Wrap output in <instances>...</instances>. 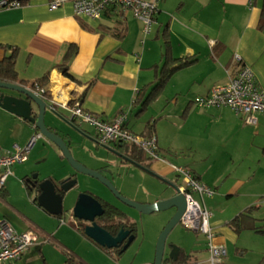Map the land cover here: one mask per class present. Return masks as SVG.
<instances>
[{
  "label": "crops",
  "instance_id": "obj_1",
  "mask_svg": "<svg viewBox=\"0 0 264 264\" xmlns=\"http://www.w3.org/2000/svg\"><path fill=\"white\" fill-rule=\"evenodd\" d=\"M48 1L29 0L21 8L0 11V61L14 52V70L18 78L15 84L32 89L34 82L47 77L42 86L44 100H47L48 108L53 102L54 110L64 116L70 117L59 104L70 105L76 101H80L87 112L107 122L129 110L126 127L136 134L154 136L160 158L150 160L144 154L116 143L100 146L94 129L84 124L89 131L75 120L92 138L78 137L94 159L98 157L95 154L98 151L100 167L98 161L86 163L76 154L75 159L92 171L101 173L106 168L109 175L116 176L112 177V184L120 194L142 204L174 195L168 184L179 188L184 183L173 166L184 168L210 190V195L195 193L198 200L194 198L211 213L212 229L225 241L224 264H259L264 256V239L259 234L264 232L245 226L237 230L234 220L239 218L243 224L250 225L242 216L248 213L254 220L253 225L264 231V217L258 215V208L264 202V115H256V125H253L246 122V116L237 115L229 108H199L194 105V100L228 83L237 66L234 57L239 58V66L250 67L257 86L264 91V0H160L149 34L143 33L142 22L129 10L117 5L93 21L75 16L70 3L49 11ZM118 34L122 36L118 37ZM167 48L168 67L178 61L185 64L175 67L163 78ZM63 63L67 64L74 80L59 73L58 67ZM156 86L157 91H154ZM168 86L172 88V94L165 93ZM37 89L32 90L37 93ZM151 94L153 97L141 111L142 101ZM156 101H161L163 107L172 106L170 117L182 119L180 126L189 124L190 130L180 135L169 133L167 140L160 139L157 136L160 128L166 132L168 126H179L164 121L170 118L166 111L165 115L158 112L147 117L151 113L150 106ZM138 107L140 110L136 111ZM50 118L47 114V125ZM159 122L163 124L160 127ZM36 133L33 125L0 108L1 154L13 152L15 146L25 147ZM49 146L53 149L48 156ZM183 146L187 150L182 155L172 154L180 153ZM120 150L134 152L133 159L119 164L115 157L116 164L107 166V161L113 160L114 152ZM25 162L40 167L44 173L49 172L50 165L51 175L40 177V180H63L81 175L72 170L60 151L44 138L35 141ZM124 183L127 185L123 190L119 187ZM22 184L28 194L24 181ZM31 205L45 213L34 198ZM16 213L20 216L18 211ZM45 214L59 220L62 216ZM150 216L164 217L162 230L171 213ZM23 221V230L14 228L19 233L34 230L40 236L49 237V233ZM179 225L181 229L177 225L168 239L169 245L180 248L175 263L207 261L205 237L198 233V238L192 241L185 233L191 230ZM47 226L44 225L49 228ZM252 245L261 249L258 252L260 259L253 251L251 253ZM70 257L72 261L75 259ZM78 264H82L81 261Z\"/></svg>",
  "mask_w": 264,
  "mask_h": 264
},
{
  "label": "built area",
  "instance_id": "obj_2",
  "mask_svg": "<svg viewBox=\"0 0 264 264\" xmlns=\"http://www.w3.org/2000/svg\"><path fill=\"white\" fill-rule=\"evenodd\" d=\"M160 0H49V11L56 10L66 3H70L73 14L90 20L99 19L111 6L118 5L129 10L132 15L142 22V31L149 34L157 13V3ZM26 3L23 0H0V11L21 8ZM237 64L235 71L230 75L228 83L216 87L205 97H197L194 105L199 108H229L237 115L246 116V122L256 125V115H264V91L259 89L253 71L248 66H239V58L234 57ZM234 63V62H233ZM38 96L45 98V90L37 89ZM47 101V100H45ZM53 108V102H50ZM71 117L91 126L96 133V141L100 146L116 143L128 146L144 154L150 160H159V149L154 136H145L131 132L127 127L129 110L120 113L113 121L107 122L87 112L76 101L70 105H61ZM54 109V108H53ZM42 138L39 133L34 134L23 148L14 147L13 152L0 153V189L11 175V168L15 164L24 163L35 141ZM183 180L184 185L179 187V194L185 199V210L180 223L206 239L208 260L191 264H224L226 257L225 241L218 236L210 224L211 213L194 198V194L210 195V190L196 181L192 174L182 167L173 166ZM62 222V221H61ZM63 223V222H62ZM49 242V237L40 236L37 231L28 230L19 233L7 220H0V264H6L20 259L28 249L39 239ZM75 264L79 263L74 259Z\"/></svg>",
  "mask_w": 264,
  "mask_h": 264
},
{
  "label": "rangeland",
  "instance_id": "obj_3",
  "mask_svg": "<svg viewBox=\"0 0 264 264\" xmlns=\"http://www.w3.org/2000/svg\"><path fill=\"white\" fill-rule=\"evenodd\" d=\"M172 88L168 86L166 88L165 93L166 94H172ZM173 97V95H171ZM162 101V100H161ZM161 101L157 102L151 107L149 112H151L147 117H150L151 115L158 114V112H163L165 115L171 113L169 111L173 110L172 106L167 105L166 107L161 106ZM163 102H166L163 100ZM164 108V109H163ZM140 110L139 107L136 111ZM166 111V113H164ZM134 119V118H133ZM166 122H171L173 124H176L179 127H173L168 126L166 132L163 131L161 128L157 134L160 139L167 140L169 137V133L171 136L173 135H180L183 133H186L190 130V125L186 124L185 126H180L182 123V119H174V116L170 118L164 119ZM135 123V122H134ZM133 124V123H132ZM85 128H87L84 124H82ZM135 125H137L135 123ZM162 122H159V127L162 126ZM167 126V125H166ZM89 131H91L89 128H87ZM168 132V133H167ZM177 140V139H176ZM80 144L72 145L70 148L71 154L75 159V154L78 156H81L82 160L86 161V163H97L100 162L99 159V153L98 151H95V154L98 155L96 159L91 155L90 151L88 150V147L80 139H78ZM180 141V140H177ZM176 141V142H177ZM181 142V141H180ZM41 143V141H39ZM39 143L37 145H39ZM36 145V146H37ZM182 146V145H177ZM180 148V147H178ZM185 148V149H184ZM53 149L51 146H49V151L47 152L48 156L49 153L52 152ZM48 150V149H46ZM186 147L183 146V148L179 151L180 153H172L175 156L182 155L185 152ZM94 153V151H93ZM187 155V153L185 154ZM30 160V157H29ZM76 160V159H75ZM79 162L78 160H76ZM111 162V159H109ZM54 162V161H53ZM52 162V164H53ZM180 162V161H178ZM80 163V162H79ZM81 164V163H80ZM49 165V163H48ZM83 165V164H82ZM87 169V165H83ZM49 172H43L41 171V168L35 165L29 166V162H24L20 165L13 166L11 170V175L6 179L4 186L2 187V191H0V220L6 219L7 222H9L13 228H17L18 230H23L25 226V222H29L31 225H34L38 227L39 229H42L43 231L49 233V242L44 243L41 239H39L30 249L28 252H26L21 258H23L20 261L16 262H10L9 264H64L65 260L69 258L70 256L75 257L79 261H81L82 264H147V262H150L148 264H152L153 257H154V250H155V244L156 239L160 233L159 230H161V223L164 221V217H154V216H145L141 215L137 212H131L132 209L125 206L122 202H120L116 197L109 191L104 185L99 183L97 180L92 179L88 176L84 175H78L77 176V184L76 186L70 190L63 201V210L65 211L64 214L61 216V221L63 224H60L61 221L58 218H51L47 216L45 213L40 212L36 210L31 205V199L34 198V195L27 194L26 190H24L22 179L24 178V174L32 175L34 173H37L40 178H45L47 175H51L50 173V165ZM100 167V164L98 165ZM33 169H38L37 171H30ZM2 173L0 172V175ZM43 174H45L43 176ZM102 177H104L106 180H108L112 184V177H116L115 175H109L108 172L103 171V173H100ZM113 185V184H112ZM127 183H124V186L121 185L119 188H122L123 190L126 189ZM115 188V185H113ZM116 189V188H115ZM118 191V189H116ZM87 192L88 194L108 203H114L116 206H119L120 212L128 211L129 213H126L123 216V218L126 220L130 216L134 219V221H131V223H134L136 237L134 241L131 243V245L120 255H116L114 253H107L98 248L97 246L93 245L91 242L87 241L85 236L83 235V232L80 230H77V226L74 221H72V217L70 215V211L72 210V207L77 200V197L80 193ZM120 193V191H118ZM194 197L197 199L196 194ZM198 200V199H197ZM261 206L258 208L259 216L264 217V202H261ZM123 210V211H121ZM16 211L19 212L20 216L16 213ZM138 214V215H137ZM35 223L38 225H35ZM44 225H49L46 228ZM178 229L180 228V225L178 224ZM159 231L157 234V237L154 241L155 234ZM183 235L184 233L181 232ZM187 237H190L192 241H194V238H198V233L194 231H188L185 232ZM198 235V236H197ZM262 239H264V233L259 234ZM203 237V236H202ZM169 236L166 239L165 247H164V254L165 256L169 253ZM259 249L257 246H253L251 248V253L253 251V255L260 259L259 257L261 255H258ZM20 258V259H21ZM72 259V257H70ZM25 260L28 261V263H25ZM148 260V261H145ZM7 264V263H6Z\"/></svg>",
  "mask_w": 264,
  "mask_h": 264
},
{
  "label": "water",
  "instance_id": "obj_4",
  "mask_svg": "<svg viewBox=\"0 0 264 264\" xmlns=\"http://www.w3.org/2000/svg\"><path fill=\"white\" fill-rule=\"evenodd\" d=\"M0 108L33 125L42 138L60 151L62 158L72 170L77 174L85 175L97 180L111 191L116 199L128 208L145 216L171 213V216L167 219L158 235L153 264L177 262L180 248L174 244L169 245L170 251L167 254L166 259H163V257L165 255L164 247L166 239L172 230L180 223V218L185 210V199L179 194V188L172 184H168L167 187L174 191L175 194L167 199L156 201L154 203L142 204L130 200L122 196L108 180L102 177L99 172L87 169L83 166L84 164L82 165V163L80 164L74 159L70 148L72 145L80 144L78 137H84L89 140H92V138L80 129V125L76 124L73 117L64 116L53 108H48L47 101L38 96L31 88H25L19 84L5 83L1 81ZM47 114L51 115L49 125H47L46 121ZM24 180L27 185L31 183V180L35 181V183L31 185L29 192L31 193L32 189L36 187V195L34 197L35 203L43 209L45 213L54 217L62 215L63 201L68 192L77 184V178L73 175L63 180L52 181L51 179L40 180L38 179L37 174H33ZM57 189L60 190V193L57 192ZM102 213L103 207L101 203L88 193H80L71 210L73 219L87 222H92L95 216H99ZM83 234L93 243L107 250L119 247L124 241L126 235L120 231L115 237H112L105 230L99 228L95 224L84 227ZM134 239L135 236L130 235L126 244L123 246L122 251H125Z\"/></svg>",
  "mask_w": 264,
  "mask_h": 264
},
{
  "label": "flooded vegetation",
  "instance_id": "obj_5",
  "mask_svg": "<svg viewBox=\"0 0 264 264\" xmlns=\"http://www.w3.org/2000/svg\"><path fill=\"white\" fill-rule=\"evenodd\" d=\"M114 153H115V156H112L113 160L116 157V161H119V164H120V163H122L125 160L133 159L132 154L134 152L131 153V151H127V150L122 151V150H120V151H115ZM113 160H111V162L107 161V164H108L107 166H112V165L114 166L116 164V161L115 160L113 161ZM103 171L109 172L106 168L104 170L100 171V172L103 173ZM29 176H31V175H27L25 177L29 178ZM26 178H24V179H26ZM24 179H23V181H25ZM38 179H39V177H38ZM33 183H35V181L31 180V183L29 185H27V184H25V185H26L27 190H28V195H34V197H35V195H36V191H35L36 189L35 188L36 187L34 189H32L31 193L29 192L30 191L29 189H31V185H33ZM57 192L60 193V190L57 189ZM96 199L101 203V205L103 207V213L101 215L95 216L93 218L92 222H87V221H82V220H75V219L73 221L75 222V224L77 226V230H79V231L81 230L82 232H83L84 227L90 226L91 224H95L99 228L105 230L112 237H115L120 231L123 234L125 233L126 234L125 235V239L120 244L119 247L114 248V249H110V250L102 248L103 251H105L107 253H114V254L120 256L124 252V251H122V248L126 244V242H127L128 238L130 237V235H134L136 237L134 223H131V221H134V219L130 216L129 218H127L125 220L122 215H124L126 213L130 214V212H128V211L127 212L126 211L120 212L119 206H116L114 203L104 202V201H102V200H100L98 198H96ZM121 211H123V210H121ZM131 212L133 213V212H136V211H134L132 209ZM63 214H64V210H63L62 215ZM86 239H87V241L91 242L93 245L98 246L95 243H93L90 239H88V238H86ZM166 257H167V255L166 256L164 255L163 259H166ZM174 264H179V263H174Z\"/></svg>",
  "mask_w": 264,
  "mask_h": 264
},
{
  "label": "trees",
  "instance_id": "obj_6",
  "mask_svg": "<svg viewBox=\"0 0 264 264\" xmlns=\"http://www.w3.org/2000/svg\"><path fill=\"white\" fill-rule=\"evenodd\" d=\"M29 0H23V3H27ZM118 6V5H117ZM263 6H264V4H263ZM120 7V6H119ZM263 20H264V7H263ZM118 37H120V36H122V35H120V34H118L117 35ZM168 54H169V50H168V48L165 50V58H166V61H165V64H164V66H163V78H166L171 72H172V70H174L175 69V67L176 68H179V67H181L182 65H184L185 63H183V62H180V61H178V62H175V61H173V62H175V64H176V66H172L171 65V67H168L167 66V60H168ZM66 56H70V51L69 52H67V54H66ZM58 71H59V73H61L64 77H67V78H69V79H71V80H74V78L69 74V72H68V66H67V64L66 63H63V64H61L59 67H58ZM46 79H47V77H44V78H42L41 80H38L37 82H34L32 85H31V87H32V89H35V88H38V89H42L43 87V85L45 84V81H46ZM0 81L1 82H5V83H16V82H18V78H17V74H16V72H15V70H14V52H12L11 53V55H8V56H6V57H4L1 61H0ZM158 86V85H157ZM157 86L156 87H154V91H157ZM154 95V94H153ZM153 95L151 94V95H149V97L146 99V100H144V101H142V104H141V107H142V109H141V111H143L144 109H145V106H146V103H148V101L153 97ZM46 98H48V97H46ZM80 102V101H79ZM102 120V119H101ZM148 136H150V134L148 135ZM126 147H128V146H126ZM131 148V147H130ZM133 149V151H135L136 149H134V148H132ZM137 151V150H136ZM135 151V152H136ZM245 219V221H248V223H251L250 225H247L246 223L245 224H243L242 222H240V220H239V218H236L235 220H234V225L236 226V229L238 230V229H240V228H244L243 226H245V228H248V229H254V230H256V231H259V232H264V231H262V229H260V227H255L254 225H253V222H252V220H253V218H250L249 217V215H248V213L246 214H243L242 215ZM254 221V220H253ZM264 228V227H263ZM264 230V229H263ZM171 262H169V264H170ZM65 264H75V263H73V261L70 259V258H67L66 259V261H65ZM171 264H173V263H171ZM259 264H264V256L262 257V259H261V261L259 262Z\"/></svg>",
  "mask_w": 264,
  "mask_h": 264
}]
</instances>
